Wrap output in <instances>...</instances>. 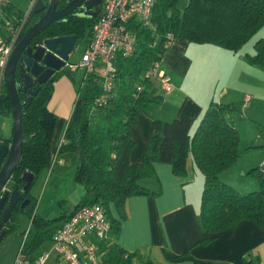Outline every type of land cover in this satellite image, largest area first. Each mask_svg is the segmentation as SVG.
Wrapping results in <instances>:
<instances>
[{"label": "trees", "instance_id": "obj_1", "mask_svg": "<svg viewBox=\"0 0 264 264\" xmlns=\"http://www.w3.org/2000/svg\"><path fill=\"white\" fill-rule=\"evenodd\" d=\"M66 1L59 0L58 4L62 5ZM101 1L94 7L100 8ZM152 6L150 22L130 18L128 26L137 35L135 48L125 55L115 54L111 87L106 91V99L101 102L97 99L105 88L102 75L94 69L86 71L76 90L58 151L73 149L76 152L75 179L85 187L77 203L70 209L62 210L59 216L49 218L30 209L36 200L27 187L23 194L28 202L24 206L20 202L13 206L10 218L5 221L8 232L14 228L16 209L31 213V227L23 244L28 261L39 252L35 251L37 244L45 237L50 238L54 230V226L48 225L50 220L64 215L68 217L80 204L98 201L108 210L111 228L106 238L96 241L99 253L97 264H135L138 250H128L117 241L121 219L127 215V196L155 192L139 181L143 176L154 174L151 167L153 160L169 162L171 170L182 173L189 153L203 172L204 183L198 212L203 231L229 227L242 218L254 219L264 228V163L249 169L256 174L260 185L246 192H239L218 175L239 156L240 130L232 116L233 111L240 109L238 104L211 99L194 127L195 118L192 116L163 119L151 113L152 106L164 97L160 81L151 66L156 60H161L169 37L212 42L237 50L264 25V0H186L183 5H179V0H154ZM0 11L13 23L24 16V11L14 6V2L5 3ZM29 11L20 33L41 16L43 10L33 11L30 8ZM1 12L0 23L5 19ZM95 17L70 12L40 29L34 35L33 43L42 41L44 36L75 33L78 36L76 42L86 46L92 37L91 27ZM1 27L0 34L3 35L5 32ZM254 40L253 51L245 52L248 61L264 65V37L258 36ZM73 71L74 68H69L65 63L55 69L51 76L31 86L32 89L37 88L34 92L20 87L23 77L18 71L15 72L20 87L18 96L22 103L23 142L17 165L10 174L11 188L22 186L24 178L21 175L24 170L36 176L40 168L51 164L50 141L58 116L48 107L54 89L53 80L63 72L73 77ZM1 88L0 110L10 113L11 104L4 83ZM138 111L150 115L152 125L142 159L131 161L128 151L134 138L129 131ZM110 203L117 210V216L110 212ZM140 264L156 263L147 258Z\"/></svg>", "mask_w": 264, "mask_h": 264}, {"label": "crops", "instance_id": "obj_2", "mask_svg": "<svg viewBox=\"0 0 264 264\" xmlns=\"http://www.w3.org/2000/svg\"><path fill=\"white\" fill-rule=\"evenodd\" d=\"M167 43L160 65L169 73L173 87L163 90V99L152 106L151 113L163 119L192 116L195 118L194 127L211 99L233 101L240 108L233 111L232 116L240 130L241 148L238 158L223 169L220 176L231 183V177L234 178L239 170L247 172L253 165L264 163V131L247 129L257 123L264 126V65L249 62L245 53L253 51V48L244 53L232 50L223 60L221 70L213 68L205 73L194 61L199 60L196 54L202 50L201 45L209 42L171 36ZM82 47L84 50L83 44ZM70 63L71 60H67L69 68ZM199 73L201 76L205 73V79L196 85L192 81L200 83ZM74 77L75 74L72 77L65 72L58 75L53 80L54 89L48 103V107L58 115L50 147L51 161L55 160V165L58 163L59 166L63 156H58V146L77 90ZM207 82L209 84L204 88ZM132 121L129 132L134 139L128 157L131 161H139L146 148L152 120L146 112L138 111ZM68 155L76 160V152ZM187 156L182 173L171 170L169 162L152 161L154 174L143 176L140 182L155 192L127 196V215L121 219L117 241L128 250H138L135 264L147 258L156 264H264V228L254 219L242 218L229 227L203 231L198 218L203 172L195 164L193 156L190 153ZM254 184L253 180H243L238 187L239 192H242L240 188L253 187ZM108 207L115 216L118 215L113 203ZM64 218L65 215L60 217L53 225L54 229Z\"/></svg>", "mask_w": 264, "mask_h": 264}, {"label": "built area", "instance_id": "obj_3", "mask_svg": "<svg viewBox=\"0 0 264 264\" xmlns=\"http://www.w3.org/2000/svg\"><path fill=\"white\" fill-rule=\"evenodd\" d=\"M14 0H0V8ZM37 0H28L27 12ZM154 0H102L101 9L96 14L91 27L92 37L89 39L79 62L70 63L71 68H83L86 71L94 69L102 75L104 92L97 97L101 102L106 99V91L111 87V76L114 69V56L130 53L135 48L137 37L128 25L131 17L150 22L149 14ZM22 16L13 23L5 16L6 25L2 28L6 34L0 37V93L4 80V68L7 64L12 47L18 40L25 18ZM3 26V25H2ZM170 38V37H169ZM161 60L153 62L151 69L160 81L163 90L173 87L169 73L160 65ZM247 95L246 98H248ZM108 210L101 202L84 203L77 206L72 213L57 224L50 238L52 244L49 249L40 250L31 261L27 260V253L23 250L24 240L18 245L15 257L11 261H1L0 264H97V240L106 238L111 228L107 218Z\"/></svg>", "mask_w": 264, "mask_h": 264}, {"label": "water", "instance_id": "obj_4", "mask_svg": "<svg viewBox=\"0 0 264 264\" xmlns=\"http://www.w3.org/2000/svg\"><path fill=\"white\" fill-rule=\"evenodd\" d=\"M101 0H67L62 5L57 6L58 0H37L33 6V11L43 9V13L31 25L19 34L17 42L12 47V52L7 59L4 68V86L7 88L8 100H10V113H12V130L10 136L0 138V241L7 232V227L3 222L10 218L13 206L21 201L20 205H26L27 197L24 192L27 190L30 181L34 178V173L28 170L22 172L24 182L20 188L4 185L10 179L12 170L16 167L21 155V143L23 142L21 130V100L19 99V88H28L29 91H36L31 87L33 79L43 81L48 78L55 69L67 62L68 53L74 47L76 39L75 33L57 34L54 36H44L43 40L30 45L29 41L49 22L57 18H63L70 12L82 15H96L100 8L94 7ZM78 6L82 9L76 10ZM29 10L27 14H29ZM25 49V54L23 50ZM46 64V65H45ZM18 68V70H17ZM23 77L21 86L16 82L15 72ZM6 138H9L6 140Z\"/></svg>", "mask_w": 264, "mask_h": 264}, {"label": "rangeland", "instance_id": "obj_5", "mask_svg": "<svg viewBox=\"0 0 264 264\" xmlns=\"http://www.w3.org/2000/svg\"><path fill=\"white\" fill-rule=\"evenodd\" d=\"M185 1L186 0H179V5H183ZM13 2L14 6L19 7L22 11H24L23 15L27 13V6L29 4L28 0H14ZM1 15L4 17L7 16L4 12H1ZM2 25L3 29L6 28V25ZM5 34L6 32L3 35L0 34V37L4 36ZM258 36L264 37V25L260 26L256 30V32L251 34L242 44V46L237 49V52L244 53V51L252 50L255 41L254 39ZM203 44L204 45H201L203 46L202 50L200 49L199 52L196 54L199 60H196L194 62L198 64V67L203 68L202 72L205 73H207V70L213 68H218L221 70L224 67L223 60L226 59L229 52H231L232 50L217 44L215 45L214 43L210 42ZM73 47L74 48L70 50V53H68L67 60H71V62L78 63L80 60L79 57L81 55V52L83 51V47L82 44L79 42L75 43ZM193 66L194 65H192V67ZM82 71L83 68L81 67H76L73 71L76 76L74 78L75 85L77 88L79 86V82L83 78ZM205 73L203 75H205ZM198 75H200V83L198 82V80L194 82L192 81V83H196V85L197 83H203V80L205 79L204 76H201L200 73ZM188 76H190V73ZM208 84V82L205 84V86L203 84L204 88H207L206 86H208ZM215 85H212V87H215ZM11 117L12 113L0 110V138L10 136L12 130ZM256 126L254 125V127H247V129L249 131L251 129V131L254 132V130L259 128L260 130L264 131V126H262L261 124L257 123ZM240 148L241 147H239V149ZM70 152H73L74 154L75 151L73 149H61L60 154H58V156H63V162L59 163L61 164V166H59L58 163L57 165H55V160L50 161L51 164L40 168L37 171L35 178L31 181V183H29V193L32 195L34 200H36L34 206L30 208L33 212L36 211L37 213L49 218L59 216L62 210L64 211L68 209V207H71L72 204L75 203V201H78L80 196L85 191V187L82 185V183L75 179L76 177L74 170L76 166V160L74 161L73 157L72 159L69 158L68 154H70ZM221 173L222 170L218 174L220 178ZM247 179L253 180L255 184L253 185V187L250 186L248 188H240L242 192H246L251 189L253 190L259 187L260 181L257 178L256 174L251 170H248L247 172H242V170H239L237 175H234V178L231 177V183L226 179L225 181H227L238 189V187L243 184V180ZM10 181L11 178L6 181L4 185L8 186ZM110 212L113 214L111 210ZM14 214H16V222L14 224V228L6 232L2 240L0 241V262L11 261L12 258L15 257V251L18 247V244H20L21 240H26V234L29 231V228L31 227L30 223L32 217L29 211L25 212V210L18 208L16 209ZM59 219L60 217H55L54 219L50 220L48 223L49 227H52L57 221H59ZM52 242L53 241L51 238L45 237V239L42 240L40 244H37L35 251L49 249Z\"/></svg>", "mask_w": 264, "mask_h": 264}, {"label": "flooded vegetation", "instance_id": "obj_6", "mask_svg": "<svg viewBox=\"0 0 264 264\" xmlns=\"http://www.w3.org/2000/svg\"><path fill=\"white\" fill-rule=\"evenodd\" d=\"M58 2H59V0H58ZM58 2H57V6L60 5V4H58ZM82 8H83L82 6H78L76 9H82ZM40 10H43V9H40ZM40 10H39V11H40ZM43 11H44V10H43ZM43 11H42V13H43ZM24 25H25V23H24ZM29 26H30V25H29ZM29 26H28V27H29ZM33 38H34V37H33ZM33 38L31 39V41H29V44H30V45H33V44H34V43H33ZM33 46H34V45H33ZM23 54H25V49L23 50ZM45 65H46V64H45ZM17 70H18V68H17ZM17 70H16V71H17ZM51 75H52V74H51ZM51 75H50V76H51ZM36 82H37V80L33 79V83H32L31 86L34 87V84H35ZM8 186H10V185L8 184ZM18 202H21V201L18 200ZM5 225H6V223H5V221H4V222H3V226H5Z\"/></svg>", "mask_w": 264, "mask_h": 264}]
</instances>
